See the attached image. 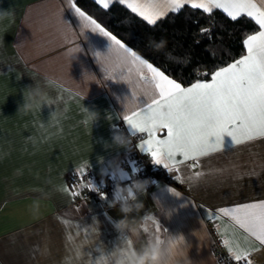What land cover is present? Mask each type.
<instances>
[{
	"label": "crops",
	"instance_id": "1",
	"mask_svg": "<svg viewBox=\"0 0 264 264\" xmlns=\"http://www.w3.org/2000/svg\"><path fill=\"white\" fill-rule=\"evenodd\" d=\"M73 4L80 8L75 0H0V264H128L153 242L176 253L179 264H219L212 228L232 256L247 251L242 264H264V246L220 214L264 201V139L233 145L225 137L221 150L199 161L171 171L154 164L139 148L147 134L133 135L124 121L138 110L134 96L150 102L149 74L120 64L111 42L85 27ZM34 89L36 99L47 98L42 104L30 96ZM117 134L123 146L113 142ZM135 153L169 181H134L127 186L134 197L124 201L74 203L71 172L89 168L97 181L124 180ZM170 259L166 252L165 264Z\"/></svg>",
	"mask_w": 264,
	"mask_h": 264
},
{
	"label": "snow or ice",
	"instance_id": "2",
	"mask_svg": "<svg viewBox=\"0 0 264 264\" xmlns=\"http://www.w3.org/2000/svg\"><path fill=\"white\" fill-rule=\"evenodd\" d=\"M95 2L107 10L113 0ZM119 3L149 26L168 12L178 13L185 5L205 14L219 9L233 21L246 16L258 26V31L243 40L246 55L212 72L210 82L197 81L183 87L73 4L76 14L86 22L85 27L98 31L111 42L109 52L115 53L120 64L142 66L138 70L146 69L149 74L150 87L144 95L150 102L134 96L138 110L125 115L124 121L133 135L147 134L139 148L154 164L171 171L176 164L196 162L221 150L225 137L233 145L264 139V0H119ZM156 128L166 130V134L157 137L153 132ZM220 214L264 246V201L221 209ZM228 243L225 241V245ZM234 259L246 261L247 251L237 249Z\"/></svg>",
	"mask_w": 264,
	"mask_h": 264
},
{
	"label": "trees",
	"instance_id": "3",
	"mask_svg": "<svg viewBox=\"0 0 264 264\" xmlns=\"http://www.w3.org/2000/svg\"><path fill=\"white\" fill-rule=\"evenodd\" d=\"M75 3L181 85L208 79L217 68L241 56L244 38L257 29L250 18L241 16L233 21L219 9L205 14L185 5L149 26L118 1L107 10L94 0Z\"/></svg>",
	"mask_w": 264,
	"mask_h": 264
},
{
	"label": "built area",
	"instance_id": "4",
	"mask_svg": "<svg viewBox=\"0 0 264 264\" xmlns=\"http://www.w3.org/2000/svg\"><path fill=\"white\" fill-rule=\"evenodd\" d=\"M133 143V141H132ZM135 171L126 179L109 178L96 180L94 172L85 168L82 172H71L68 175V185L74 192V203L80 201H86L88 199H94L99 202L110 196L113 200V194L115 191L121 192V200L124 201L129 198L126 188L128 184H132L134 181H149L160 179L163 181H169L166 174H162L161 168L151 165L148 160L141 154L135 153L134 155ZM93 180L95 186L93 188H87L82 190L83 184ZM95 189V190H92ZM104 197V198H102ZM116 201V200H115ZM214 234L212 241V248L219 264H242V261L237 262L230 253L224 249V242L222 238Z\"/></svg>",
	"mask_w": 264,
	"mask_h": 264
},
{
	"label": "clouds",
	"instance_id": "5",
	"mask_svg": "<svg viewBox=\"0 0 264 264\" xmlns=\"http://www.w3.org/2000/svg\"><path fill=\"white\" fill-rule=\"evenodd\" d=\"M0 18H3V12H0ZM40 90L34 89L31 90L30 96L36 100L37 103L42 104L46 97H40L39 99H36L39 95ZM129 107H131V102L128 104ZM90 117L94 116V114H89ZM113 142L117 145L123 146L126 141L125 138L122 136V134H117L113 136ZM137 189L142 188L143 185L140 183H137L135 185ZM127 195L129 197H134V191L132 187L126 188ZM113 198L116 201L121 200V192L115 191L113 194ZM167 254L171 257V259L167 262V264H179V261L175 258L176 253L172 252L171 250H165L161 246V242H153L150 243L143 251L134 253L129 257L128 264H165V254Z\"/></svg>",
	"mask_w": 264,
	"mask_h": 264
}]
</instances>
